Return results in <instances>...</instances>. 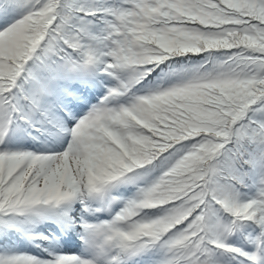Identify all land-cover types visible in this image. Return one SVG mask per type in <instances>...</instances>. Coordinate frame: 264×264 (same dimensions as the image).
Instances as JSON below:
<instances>
[{
	"label": "snow or ice",
	"instance_id": "obj_1",
	"mask_svg": "<svg viewBox=\"0 0 264 264\" xmlns=\"http://www.w3.org/2000/svg\"><path fill=\"white\" fill-rule=\"evenodd\" d=\"M0 264H264V0H0Z\"/></svg>",
	"mask_w": 264,
	"mask_h": 264
}]
</instances>
